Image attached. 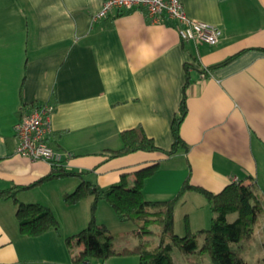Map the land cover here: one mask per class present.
<instances>
[{
    "label": "crops",
    "instance_id": "0c3cea01",
    "mask_svg": "<svg viewBox=\"0 0 264 264\" xmlns=\"http://www.w3.org/2000/svg\"><path fill=\"white\" fill-rule=\"evenodd\" d=\"M104 1L0 0V189L29 186L53 170L43 160L16 153V124L46 103L54 106L48 143L70 154L62 168L77 173L18 192L21 202L49 207L60 222L59 229L39 236L23 235L15 203L0 197V264H72L83 247L71 249L66 240L88 225L93 197L67 205L63 196L82 180L108 188L127 172L131 184L134 171L159 162L143 194L167 200L188 176L192 185L218 193L234 178L257 182L264 165V0H181L190 18L222 31L216 45L182 42L174 24L152 22L143 9L95 19ZM186 64L191 68L180 135L188 152L139 151L109 158L108 150L122 146L121 133L138 126L160 149L171 148ZM105 203L98 201L97 220L112 234L115 228L121 231ZM101 207L111 223L99 213ZM212 218L206 198L188 191L175 208V231H186L187 225L193 232L205 230ZM261 219L250 238L233 245L249 264L264 258ZM152 232L148 240L158 242L160 229ZM257 233L262 259L251 249ZM139 241L133 233L113 244L121 250ZM97 263L139 264V258L116 255L89 264Z\"/></svg>",
    "mask_w": 264,
    "mask_h": 264
},
{
    "label": "trees",
    "instance_id": "16d2710c",
    "mask_svg": "<svg viewBox=\"0 0 264 264\" xmlns=\"http://www.w3.org/2000/svg\"><path fill=\"white\" fill-rule=\"evenodd\" d=\"M237 55L225 59L212 68L226 64ZM190 68L191 64L185 65L187 81L179 112L171 125L174 139L171 148L169 150L160 149L154 139L148 137L143 128L138 126L121 133L122 146L108 150L109 158L139 151H160L167 156L180 151L188 152L189 146L181 137L180 128L187 115L185 90L190 79ZM158 167L159 162H156L134 171L135 178L131 184L127 180L129 173L125 172L117 184L108 188L82 180L73 192L64 194L63 200L67 205L77 204L89 196L93 197L88 225L66 240L71 249L75 244L83 247L80 252L72 256V264L103 262L116 255H135L139 258V264H206L204 258L207 255L210 257V264H249L233 245L241 239L252 236L259 216L264 211V194L260 191L256 181L248 183L234 181L222 191L213 193L202 186L192 185L188 176L172 198L149 200L143 194V187L146 179L151 177ZM73 175L77 173L57 168L45 178L29 186L12 185L7 189H0L1 198L11 199L15 203L19 230L23 235L39 236L50 229H59L60 222L49 207L40 203L21 202L17 197L18 192L42 181ZM191 190L201 193L206 198L213 212L211 225L200 232L191 231L187 225L185 234L178 235L175 231V208L184 195ZM99 200H105L111 206L120 223L131 222L135 226L134 233L140 240L138 244L121 250L114 248L113 234L95 216ZM232 214H236L233 219L230 218ZM152 227L160 229L158 242L148 240L153 234ZM200 234L204 235L202 244H199ZM175 249L186 256L184 263L173 259L172 253ZM259 264H264V258L259 261Z\"/></svg>",
    "mask_w": 264,
    "mask_h": 264
},
{
    "label": "built area",
    "instance_id": "2783aa9c",
    "mask_svg": "<svg viewBox=\"0 0 264 264\" xmlns=\"http://www.w3.org/2000/svg\"><path fill=\"white\" fill-rule=\"evenodd\" d=\"M143 9L152 22H166L176 26L182 42L216 45L222 31L209 23L190 18L181 0H105L94 18H104L113 11ZM54 106L46 103L25 113L15 126L18 144L16 153L31 160H43L53 169L62 168L69 153L56 150L48 143L52 132ZM238 181L237 178L232 180ZM101 264V263H97Z\"/></svg>",
    "mask_w": 264,
    "mask_h": 264
},
{
    "label": "rangeland",
    "instance_id": "374dc122",
    "mask_svg": "<svg viewBox=\"0 0 264 264\" xmlns=\"http://www.w3.org/2000/svg\"><path fill=\"white\" fill-rule=\"evenodd\" d=\"M256 183H257L260 191L264 194V165H262L260 167V172H259L258 180H257ZM105 204H107L106 206L109 208L110 205L107 202ZM195 209L198 210L197 208H195ZM195 209L193 207V211H196ZM99 213H102L104 215V217H107L105 219H107L108 223H111L110 222L111 220L108 217L109 214H107V212H105V210L102 209V207H101ZM235 216H236V214H232V215H230V218L233 219ZM261 218H264V211H263V213L260 214L259 220H262ZM114 220H115L114 223L115 222H116V224L120 223L118 217H114ZM110 225H111V227H114L115 224H110ZM120 227H121V231L117 230L115 228V232H113V236H114L113 242L115 244H119L122 241H128L130 239V236H132V234L134 233V230H135V226L131 222L125 223L124 225H122V223H121ZM120 232H125L126 234L122 235ZM185 232L186 231L181 229V228H176V233L178 235H184ZM198 232H200V231H198ZM203 238H204V235L200 234L199 238H198L199 239V244H202ZM152 240L154 241L155 238H152ZM75 246L78 247V244H75ZM76 247H75V249H76ZM251 249H252L253 254L257 253L260 256L259 259H262L261 253H262L263 245H262V243L260 241V236H259L258 233L256 235H254L253 239H251ZM172 256H173V259L175 261L179 262V263H184V260L186 258V256L184 254H182L178 249H175L173 251ZM205 258H206V262L210 263V257L207 255Z\"/></svg>",
    "mask_w": 264,
    "mask_h": 264
}]
</instances>
